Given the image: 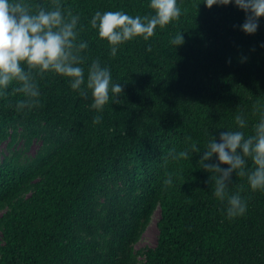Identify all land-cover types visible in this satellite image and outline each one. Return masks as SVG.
Here are the masks:
<instances>
[{
	"label": "trees",
	"instance_id": "obj_1",
	"mask_svg": "<svg viewBox=\"0 0 264 264\" xmlns=\"http://www.w3.org/2000/svg\"><path fill=\"white\" fill-rule=\"evenodd\" d=\"M25 2L33 12L60 4L78 15L85 80L99 59L123 91L97 111L91 90L82 95L46 72L35 74V107L16 110L24 97L15 82L0 95V264H264V192L233 173L229 193L239 192L247 211L228 219L200 161L213 135L219 142L236 129V115L247 120V136L264 111V17L247 34L234 3L178 0V21L123 43L113 57L91 18L150 17V0ZM178 32L185 42L175 47ZM184 150L187 158H174ZM157 209V244L137 249Z\"/></svg>",
	"mask_w": 264,
	"mask_h": 264
},
{
	"label": "clouds",
	"instance_id": "obj_2",
	"mask_svg": "<svg viewBox=\"0 0 264 264\" xmlns=\"http://www.w3.org/2000/svg\"><path fill=\"white\" fill-rule=\"evenodd\" d=\"M211 8L213 5L227 6L235 4L246 13L245 22L240 26L247 34H254L259 28V20L264 17V0H202ZM149 7L154 14L141 17L132 16L124 11H97L91 18L92 29L98 30V36L106 39L110 45V55H117L119 46L136 37L148 40L157 27L178 21L182 9L178 0H150ZM79 16L65 14L62 6L54 9L40 7L33 12L25 0H0V95L5 94L10 84L15 82L17 93L23 99L16 102L17 111L31 109L39 104L41 92L35 80V74L53 72L68 78L70 87L87 95L91 90L92 108L102 111L109 102L113 103L123 91L122 84L113 83L111 70L103 66L99 59L94 60L88 68L87 80L81 53L88 48L87 41H78ZM185 42L182 32L170 40L178 47ZM27 69V70H26ZM99 117L96 121L99 122ZM236 129L222 131L217 137L207 142L200 157L202 167L214 180L213 195L221 202H226V217L233 219L247 211V201L239 192L229 193V183L233 173L246 176L250 189L264 192V111L260 112L259 121L253 126V134L245 135L243 129L248 122L242 114L235 117ZM197 153L201 151L192 146ZM189 151L184 150L174 158H187ZM215 156L216 162L209 163ZM252 161L249 170L248 162ZM223 165H227L224 167ZM172 178L165 180L172 184Z\"/></svg>",
	"mask_w": 264,
	"mask_h": 264
},
{
	"label": "rangeland",
	"instance_id": "obj_3",
	"mask_svg": "<svg viewBox=\"0 0 264 264\" xmlns=\"http://www.w3.org/2000/svg\"><path fill=\"white\" fill-rule=\"evenodd\" d=\"M40 144L39 143H35L31 150L30 153L31 154H35L36 151L38 150ZM7 145L3 144L0 146V151H6ZM160 216V209H157L154 213L153 219L151 221V223L149 224V226L147 227L146 231L144 232L142 238L140 239V241L137 243L136 248L137 249H142L145 247H154L157 244V239H158V228H157V221L159 219ZM2 235L0 233V241H1ZM141 259H143L141 257Z\"/></svg>",
	"mask_w": 264,
	"mask_h": 264
}]
</instances>
